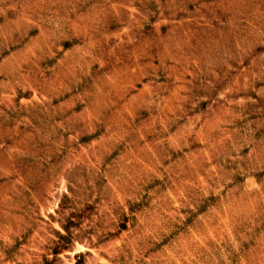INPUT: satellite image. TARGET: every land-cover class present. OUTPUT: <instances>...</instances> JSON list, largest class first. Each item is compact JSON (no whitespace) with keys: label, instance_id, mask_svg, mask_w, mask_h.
Listing matches in <instances>:
<instances>
[{"label":"rangeland","instance_id":"1","mask_svg":"<svg viewBox=\"0 0 264 264\" xmlns=\"http://www.w3.org/2000/svg\"><path fill=\"white\" fill-rule=\"evenodd\" d=\"M0 264H264V0H0Z\"/></svg>","mask_w":264,"mask_h":264}]
</instances>
